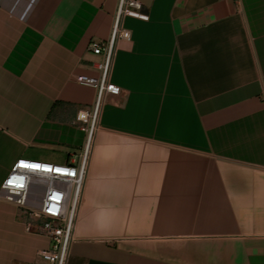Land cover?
<instances>
[{
  "label": "crops",
  "instance_id": "obj_1",
  "mask_svg": "<svg viewBox=\"0 0 264 264\" xmlns=\"http://www.w3.org/2000/svg\"><path fill=\"white\" fill-rule=\"evenodd\" d=\"M125 16L67 264H264V0H140ZM118 0H0V188L21 157L75 158L92 40ZM67 154L53 157L46 150ZM0 197V264L49 239Z\"/></svg>",
  "mask_w": 264,
  "mask_h": 264
},
{
  "label": "built area",
  "instance_id": "obj_2",
  "mask_svg": "<svg viewBox=\"0 0 264 264\" xmlns=\"http://www.w3.org/2000/svg\"><path fill=\"white\" fill-rule=\"evenodd\" d=\"M125 16L149 18L140 0H118L109 37L103 41L92 40L89 44L94 53L102 55L101 61L95 63L98 75L75 76L79 83L96 89L92 106L77 112V119L87 132L83 150L75 158L61 163L21 157L14 162L1 184L0 197L25 212L28 230L49 239V247L40 252L46 264L68 262L104 100L108 94L121 91V87L112 81L111 71L117 42L131 38V31L123 24Z\"/></svg>",
  "mask_w": 264,
  "mask_h": 264
},
{
  "label": "rangeland",
  "instance_id": "obj_3",
  "mask_svg": "<svg viewBox=\"0 0 264 264\" xmlns=\"http://www.w3.org/2000/svg\"><path fill=\"white\" fill-rule=\"evenodd\" d=\"M45 152H48L53 157L65 156L67 154L64 150H60V149H55V150L50 149V150H46Z\"/></svg>",
  "mask_w": 264,
  "mask_h": 264
},
{
  "label": "snow or ice",
  "instance_id": "obj_4",
  "mask_svg": "<svg viewBox=\"0 0 264 264\" xmlns=\"http://www.w3.org/2000/svg\"><path fill=\"white\" fill-rule=\"evenodd\" d=\"M23 166L28 167V165H23ZM32 167H36V166H32Z\"/></svg>",
  "mask_w": 264,
  "mask_h": 264
}]
</instances>
